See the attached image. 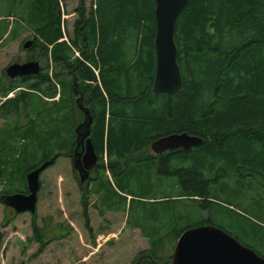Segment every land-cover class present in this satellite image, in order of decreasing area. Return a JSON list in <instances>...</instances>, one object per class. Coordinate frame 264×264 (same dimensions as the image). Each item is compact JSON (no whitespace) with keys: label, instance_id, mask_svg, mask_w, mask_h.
<instances>
[{"label":"trees","instance_id":"obj_1","mask_svg":"<svg viewBox=\"0 0 264 264\" xmlns=\"http://www.w3.org/2000/svg\"><path fill=\"white\" fill-rule=\"evenodd\" d=\"M61 2L27 1L22 20L33 32L27 60L39 61L41 72L5 75L0 81L1 97L21 87L3 106L5 114L12 112L10 106L17 113L21 104L37 114L25 135L35 142L37 148H29L40 160H25L22 187L3 190L22 192L26 173L52 158L56 149L57 155L73 156L75 128L85 118L77 104L82 95L99 158L89 181L77 177L90 232L89 198L96 194L100 215L126 212L127 224L147 238L150 247L132 264H171L170 249L180 233L203 223L224 228L264 257L263 203L250 196L243 201L223 197L222 189L231 182L239 186L236 195L246 188L264 194V0H189L175 26L182 87L174 93L153 90L155 0H91L90 7L77 0L68 33ZM57 84L61 97L54 105L36 92L55 94ZM43 125L48 126L46 134ZM176 132L204 141L188 149L153 152L156 139ZM189 202L210 210L208 218L187 223ZM32 230L38 256L50 238L36 216Z\"/></svg>","mask_w":264,"mask_h":264},{"label":"rangeland","instance_id":"obj_2","mask_svg":"<svg viewBox=\"0 0 264 264\" xmlns=\"http://www.w3.org/2000/svg\"><path fill=\"white\" fill-rule=\"evenodd\" d=\"M27 1L0 0V32L3 35L0 38V81L5 80V69L10 63L26 61L32 54L24 48V43L33 39L32 30L26 27L22 20ZM86 2L90 7L91 0ZM61 3L64 6L63 13L65 12L64 31L72 32L77 0H62ZM50 69L52 76V68ZM31 80L36 82L35 78ZM26 86L23 85L22 88L26 89ZM56 87L55 94L44 96L42 92H36L54 105L61 97V87L58 84ZM20 89L21 87L17 88L6 97L0 96V153L3 140L9 143L5 146V151H2V157L6 159L3 163L0 160L4 169L0 172V191L4 193L8 191L3 190L5 188L10 189L19 184L22 187L25 183L22 178L25 160L34 162L38 159L36 158L38 154H32V146L37 148L33 144L35 142L31 143L25 135V128H33L34 121L38 119L37 114L27 110L25 104L19 106L17 113L14 112L13 106H10L12 112L9 115L5 114L8 109L5 112L3 108ZM35 102L41 104L38 97ZM16 125L20 127L15 128ZM7 134L12 136V140ZM29 144H32L31 149ZM9 158L13 161L11 168L7 170L5 167L8 166ZM47 159L50 158L45 160ZM73 168L72 158L60 155L54 163L42 171L35 213L15 212L11 207L0 202V264H132L139 259L142 251L150 247L141 230L127 224L126 212L106 211L105 215H100L94 206L97 201L96 194L89 198L88 205L93 232L86 228L81 206L82 191L77 180L79 175ZM8 173L16 174L19 178L9 177ZM238 187L231 182L228 185L226 182L222 186L223 197L243 201L245 196H250L264 205V194H255L250 188H246L245 192L241 191L240 195H236L233 191ZM253 188L258 187L253 186ZM199 213V206H193L188 210V216L191 218L198 216ZM204 214L207 216L206 210ZM34 216L38 225L45 228L47 232L45 238H50L48 246L38 256L34 254L39 244L34 240L31 241ZM260 249L264 252V246Z\"/></svg>","mask_w":264,"mask_h":264},{"label":"water","instance_id":"obj_3","mask_svg":"<svg viewBox=\"0 0 264 264\" xmlns=\"http://www.w3.org/2000/svg\"><path fill=\"white\" fill-rule=\"evenodd\" d=\"M157 33L155 49L157 56L156 75L153 90L156 93H174L182 87V74L177 61L175 42L176 21L189 0H155ZM32 40L24 43L29 48ZM41 72L40 62L27 60L13 62L6 67L10 78L30 77ZM79 108L85 118L76 128V148L73 156L74 168L79 172L82 182L86 181L98 163V154L90 138L92 117L83 104V96L77 98ZM204 139L187 132L170 133L156 139L152 150L163 153L168 150L188 149L201 144ZM53 163L43 162L27 172L28 193L6 194L3 202L16 212L35 213L40 190V175ZM172 264H264V257L250 246L240 242L235 236L215 224L207 223L185 229L179 236L173 253Z\"/></svg>","mask_w":264,"mask_h":264},{"label":"crops","instance_id":"obj_4","mask_svg":"<svg viewBox=\"0 0 264 264\" xmlns=\"http://www.w3.org/2000/svg\"><path fill=\"white\" fill-rule=\"evenodd\" d=\"M25 49H28V48H25ZM33 76H36V75H33ZM30 77H32V76H30ZM84 113V112H83ZM77 128V127H76ZM76 128H75V133H76ZM42 129H43V133H47L46 132V130L48 129V126H46V125H43V127H42ZM77 136V135H76ZM152 149V148H151ZM59 152V149H56L55 150V156H53L52 157V159H53V163H54V161L57 159V157L58 156H60V155H57L58 153H56V152ZM154 152V151H153ZM166 152V151H165ZM155 153V152H154ZM157 154V153H156ZM161 154V153H160ZM64 156V155H63ZM51 159V160H52ZM93 175H94V173H93ZM190 204H189V206H188V208H187V210H189L191 207H193V206H197V204H195V203H192V202H189ZM186 209V208H185ZM184 209V210H185ZM204 210H206L207 211V216H205V214H204ZM209 214H210V210H208V209H205V208H200V213H199V215L198 216H196V217H193V218H189V220H188V222L187 223H192V222H199L200 220H203V219H207L208 218V216H209ZM186 224V223H185ZM203 224H207V223H203ZM212 224V223H211ZM199 225H202V224H197V225H195V226H199ZM194 227V226H193ZM190 228V227H189ZM185 230V229H184ZM183 230V231H184ZM182 231V232H183ZM181 232V233H182ZM181 233H180V235H181ZM179 235V236H180ZM179 236H178V238H179ZM178 238L176 239V241L174 242V247H172V250H171V255H172V259H171V264H172V260H173V253H174V248H175V245H176V242H177V240H178ZM244 244V243H243Z\"/></svg>","mask_w":264,"mask_h":264},{"label":"flooded vegetation","instance_id":"obj_5","mask_svg":"<svg viewBox=\"0 0 264 264\" xmlns=\"http://www.w3.org/2000/svg\"><path fill=\"white\" fill-rule=\"evenodd\" d=\"M6 70V69H5ZM10 78V77H9ZM56 153H58V151L56 152ZM65 156V155H64ZM66 157H71L72 158V156H69V155H67ZM73 159V158H72ZM74 169V168H73ZM74 172L75 173H77L78 174V171H76L75 169H74ZM79 175V174H78ZM92 175H93V171L91 172V176L90 177H92ZM89 177V178H90ZM78 178H80V175L78 176ZM87 181H89V179L87 180ZM86 181V182H87ZM29 192V190H28V186L26 185V187H25V189L22 191V193H28ZM6 195V193H4L3 195H1L2 197H0V202H3V198H4V196ZM4 203V202H3ZM9 207H11V206H9ZM15 212H16V210L13 208V207H11ZM0 239H1V232H0Z\"/></svg>","mask_w":264,"mask_h":264}]
</instances>
